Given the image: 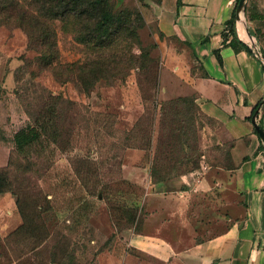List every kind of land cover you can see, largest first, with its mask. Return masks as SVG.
I'll return each instance as SVG.
<instances>
[{
	"label": "rangeland",
	"instance_id": "374dc122",
	"mask_svg": "<svg viewBox=\"0 0 264 264\" xmlns=\"http://www.w3.org/2000/svg\"><path fill=\"white\" fill-rule=\"evenodd\" d=\"M142 4L0 0V174L24 216L0 235V264H96L146 207L132 164L152 162L155 178L190 170L182 103L164 93L181 44L147 21ZM35 127L38 138L19 148L17 133Z\"/></svg>",
	"mask_w": 264,
	"mask_h": 264
},
{
	"label": "crops",
	"instance_id": "0c3cea01",
	"mask_svg": "<svg viewBox=\"0 0 264 264\" xmlns=\"http://www.w3.org/2000/svg\"><path fill=\"white\" fill-rule=\"evenodd\" d=\"M237 1L142 0L147 21L181 44L164 70V93L182 103L191 168L155 178L152 162L132 164L129 178L147 189L146 207L96 264H167L179 257L185 264H264V141L253 128L255 118L264 130V58L258 55L264 0L238 9L233 36L228 22ZM186 53L193 59L187 64ZM135 154L142 160L146 153ZM22 224L14 197L0 194V235ZM175 230L189 237L171 238Z\"/></svg>",
	"mask_w": 264,
	"mask_h": 264
},
{
	"label": "trees",
	"instance_id": "16d2710c",
	"mask_svg": "<svg viewBox=\"0 0 264 264\" xmlns=\"http://www.w3.org/2000/svg\"><path fill=\"white\" fill-rule=\"evenodd\" d=\"M102 1V0H100ZM240 0L237 1V5L235 7L234 13H233V17L232 19L228 22V27H229V32L235 36L236 35V20H237V16H238V5H239ZM235 44V41L233 42ZM248 50H250L248 47H246ZM259 105H257L254 110H253V114L256 113V111L258 110ZM39 134H38V127L36 128H30V129H25L22 130L21 132H18L17 135L15 136V142L17 144V146L19 148L25 147L27 145H29L30 143H32L34 140H36L38 138ZM8 185V180L6 179V176L0 174V194H5L7 191H5V187ZM16 204L19 210V213L21 215V217L23 218V213L20 210L19 207V203L16 200ZM133 223V222H131ZM23 226V224L21 225V227ZM21 227H19L18 229H20ZM17 229V230H18ZM16 230V231H17ZM15 232V231H14ZM8 237V236H7Z\"/></svg>",
	"mask_w": 264,
	"mask_h": 264
},
{
	"label": "water",
	"instance_id": "95a60500",
	"mask_svg": "<svg viewBox=\"0 0 264 264\" xmlns=\"http://www.w3.org/2000/svg\"><path fill=\"white\" fill-rule=\"evenodd\" d=\"M246 1H247V0H240L239 5H238V9H239V11H241V10L244 8ZM253 124H254V126H255L257 132L259 133L261 139L264 141V130H263V128L257 123V121H256L255 118H254V120H253Z\"/></svg>",
	"mask_w": 264,
	"mask_h": 264
},
{
	"label": "built area",
	"instance_id": "2783aa9c",
	"mask_svg": "<svg viewBox=\"0 0 264 264\" xmlns=\"http://www.w3.org/2000/svg\"><path fill=\"white\" fill-rule=\"evenodd\" d=\"M258 55L262 57V55H260L259 53H258Z\"/></svg>",
	"mask_w": 264,
	"mask_h": 264
}]
</instances>
